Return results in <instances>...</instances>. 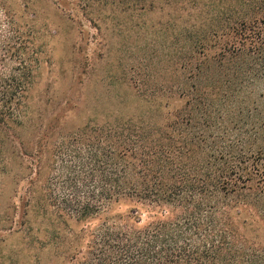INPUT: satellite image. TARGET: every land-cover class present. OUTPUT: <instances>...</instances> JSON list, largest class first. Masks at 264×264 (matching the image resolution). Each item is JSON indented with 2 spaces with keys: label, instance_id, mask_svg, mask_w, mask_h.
<instances>
[{
  "label": "rangeland",
  "instance_id": "374dc122",
  "mask_svg": "<svg viewBox=\"0 0 264 264\" xmlns=\"http://www.w3.org/2000/svg\"><path fill=\"white\" fill-rule=\"evenodd\" d=\"M263 3L0 0L2 32L17 36L12 50L30 59L26 118L21 128L5 130L7 139L0 144V264H70L92 230L107 218L126 215L132 204L120 202L109 212L98 208L96 216L75 219L65 199L78 178L79 203L86 201L88 190L81 184L88 181V147L109 131L150 132L148 124H167L166 116L185 109L190 99L177 92L186 83V39L210 35L217 25H230ZM260 73L242 85L231 79L225 88L233 94L228 116L241 121L243 133L256 134L251 150H261L264 158V68ZM210 82L195 84L204 88ZM155 87L171 93L151 95ZM213 100L219 106L220 96ZM218 116L213 112L212 118ZM242 212L235 225L246 238L263 241L264 221L249 207Z\"/></svg>",
  "mask_w": 264,
  "mask_h": 264
},
{
  "label": "trees",
  "instance_id": "16d2710c",
  "mask_svg": "<svg viewBox=\"0 0 264 264\" xmlns=\"http://www.w3.org/2000/svg\"><path fill=\"white\" fill-rule=\"evenodd\" d=\"M252 8L210 35L186 39V83L177 87L190 97L185 109L166 116L163 126H145L150 132L109 131L88 147V181L81 184L86 201L79 203L78 178L65 199L75 219L96 216L98 208L109 212L120 202L132 207L92 230L70 264H264V240L246 238L234 223L247 207L264 221V158L251 150L256 134L243 133L241 121L228 116L233 94L225 88L231 79L242 85L262 74L264 3ZM2 31L0 23V144L5 130L22 127L30 86L29 57L12 50L17 36ZM200 80L212 83L201 88L195 84ZM158 91L171 93L156 87L149 93ZM213 112L220 116L212 118Z\"/></svg>",
  "mask_w": 264,
  "mask_h": 264
}]
</instances>
